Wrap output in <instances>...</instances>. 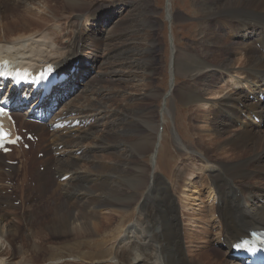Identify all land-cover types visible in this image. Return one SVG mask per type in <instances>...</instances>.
<instances>
[{"label": "bare ground", "instance_id": "bare-ground-1", "mask_svg": "<svg viewBox=\"0 0 264 264\" xmlns=\"http://www.w3.org/2000/svg\"><path fill=\"white\" fill-rule=\"evenodd\" d=\"M148 2L149 0H145L146 5ZM196 2L197 10L201 12V18L204 20L201 24L199 42L196 47L189 44L184 46L176 44L178 47L173 54L172 71L174 74L181 73L186 80L184 79L182 90L178 91L177 85L171 88L170 98H177L183 103H199L195 105L196 108L191 106L192 119L201 117L197 113L198 107L210 105L203 110L206 115V125L203 127L210 129L212 134L207 139L210 141L209 145L206 140L202 142L204 136L200 133L198 136L201 138L203 136V138L194 140L192 144V149H196L195 151L201 154L198 160L206 165H202L203 167H207L208 192L214 197L211 214L215 215L214 220L217 221L215 223H218V228H216L218 232H215L217 235H213L210 242H217L222 246L220 249L224 248L228 251L227 256L222 259V264H242L230 256L232 244L241 236L247 235L250 229L264 228V187L253 181L258 177L260 183H264V129L262 130L261 127L264 120V103L259 99L260 92L264 88V0H196ZM133 3L135 0L132 1ZM129 7L131 11L117 22L119 23L117 26L112 27L111 25V28H107L105 32L99 30V33L97 32L99 35H96V31L88 33V37L93 40L92 48L83 43L85 36L83 34L77 32L74 39L64 42L61 37L64 29L55 31L54 41L60 46H65L66 49L62 51L54 49L55 58L45 56L41 60L55 62L59 70H65L71 66L73 60L91 58L96 63L95 61L100 56V62L103 63V74L112 75L118 73L116 63H110L113 57H110L111 54L126 55L124 61L119 65L128 67H132L134 64L139 65L140 62L132 60V53L138 50L140 41L131 42L125 35V28L129 22H132L136 4L135 6L129 4ZM168 8L171 9L170 6ZM102 10L91 15L93 23H99V19L102 18L109 19L113 14V10L110 15L102 13ZM171 16L178 18L180 15L173 13ZM145 20L148 21L147 17ZM102 38H105V41H102ZM35 43L37 42H30L28 45L22 43L16 48L17 51L9 50L8 47V49L0 47V55L16 58L21 55L24 60L29 59L34 62L36 56L44 57L43 53L47 52V48L44 49L43 45L47 43ZM51 45L49 44V47ZM97 45L101 47V50H104L103 54L98 51L100 49L96 47ZM147 46L149 50L153 47L156 49L154 41ZM234 59L236 60L233 62ZM25 62L30 66L35 65L26 60ZM148 62L153 61L149 59ZM235 65L238 67H234ZM122 76L117 78H124ZM174 80L176 82L175 77ZM222 80L230 82L231 88L222 85V88L216 90V83ZM103 81L92 76V80L88 81V86L86 85L87 89L83 87L86 91L82 89L81 93L74 95L73 101L65 106L66 114L76 113L75 117L85 120L95 118V123L98 119L110 126L103 135H98L97 139L99 140L96 139L94 145H105L106 141L110 139L113 140L112 144L119 143L125 139L124 135H120V133L126 129L137 128L138 134L136 135L138 137L150 131L149 127L153 121L130 119L132 118L130 114H140L143 109L117 104L115 108H112V103L108 104L113 97L107 95L109 90L102 87ZM75 83L76 77L71 75L69 78L70 87ZM246 84L249 85L250 90L242 88V85ZM210 89L216 92L211 91L212 93L219 94V96L223 91L226 93H223L219 100L209 103L210 100L205 99L203 94ZM88 91L93 96L86 95ZM109 96L111 97L107 98ZM84 98H86V104H77L78 100ZM98 112L102 114L100 115ZM97 115L100 117H96ZM255 116L260 118L259 123L254 119ZM118 121L119 134L117 135L115 126ZM35 124L38 126L34 123L32 126H45ZM146 125L148 128L145 127ZM239 126L248 129L244 130ZM40 134L43 138L45 151L48 152L46 147L51 150H59L60 146L64 151H68L65 157L50 155L49 159L40 160L46 165L47 170L41 172L39 169L34 172L35 187L27 184L29 168L24 159L21 167L17 168L18 166L8 165L4 156L0 154V237L9 244V248L0 247V264H39L42 257H46L50 261L55 260L60 255L57 251L59 248L47 256L38 254L42 250V244H37L38 239H48L52 236L56 238L58 236L63 242L77 237L92 239L91 247L86 246L87 250L78 253L80 258L90 260L89 264H201L194 257L187 256L182 238L178 202L175 195L171 193L168 182L152 169L154 179L149 182L150 187L148 183L147 187L141 184L137 185L138 182L130 184L131 179L122 173L131 170L130 166L134 165V161H137L136 154L154 149L153 157H156L159 148L154 140L149 141L150 143H147L148 141L136 142L137 144L130 142L127 146L134 150L135 154H113L110 163H106L105 160L96 156L95 165L83 170L80 161L89 158L91 152L84 151L80 147V143L82 140L85 141L87 138L95 136L96 131L92 127L83 128L75 137H72L69 132L64 133V131H53L47 134L44 130H40ZM178 144L183 146L181 141ZM212 147H215L214 152ZM76 150L78 153V150L83 151L77 155L73 152ZM191 156L193 158L194 155ZM51 165L55 166V172H49ZM6 167H9L11 171H4ZM111 168L113 175L106 172ZM204 172L202 171V173ZM52 174L59 175L58 177L67 174L70 176L67 181L62 182L63 186L59 188L61 189L60 197L56 205L54 201L44 206V209L50 212L45 215L49 216L46 219L36 218L35 227L24 216L17 217L19 221L16 218H11L10 208L13 206V195L4 192V190L10 187L14 193H18L20 183H24L27 186L25 190L31 194H44L45 196L47 195L46 188L51 186L50 175ZM178 174L181 175L177 179L180 182L184 177L181 171ZM93 175L100 177L99 183L87 184V180L91 179ZM6 179L11 180V186L4 183ZM149 179L150 177L148 181ZM84 181L87 183L85 184ZM44 196L42 195L41 200L44 199ZM138 196H143L144 199L137 205L138 215L134 217L133 222L128 226L126 224L113 225L115 214L120 212L119 209L132 205L133 201L130 199ZM21 200H26L25 195H22ZM102 208L110 209V211L108 215L100 218ZM27 213L25 209L24 215ZM206 220L208 219L206 218ZM23 226L27 227L25 234L22 231ZM99 234V238H93ZM117 241L119 242L116 245ZM77 246L78 244H76ZM215 255V262L221 263L219 255ZM5 256L8 258L4 259ZM16 257H20V259L16 260Z\"/></svg>", "mask_w": 264, "mask_h": 264}, {"label": "rangeland", "instance_id": "rangeland-1", "mask_svg": "<svg viewBox=\"0 0 264 264\" xmlns=\"http://www.w3.org/2000/svg\"><path fill=\"white\" fill-rule=\"evenodd\" d=\"M132 1L133 0H0V47L3 49L9 48V50L17 51L18 49L16 48L22 43H25L26 45H28V43L30 42L35 41L37 43H47L46 45L43 44L44 49L47 48V52L43 53L44 57H42V55L38 57L36 56V60L34 62L36 63L38 61H42L41 59L45 58V56L55 58L56 54H53V52L55 51L54 49H59L58 51H62L66 48L65 46L58 45L54 41V33L55 31H61L62 29H64L63 33L61 34L64 42L68 41V39H74L75 34L78 32L80 34H83V36L85 35L83 37V43L88 46L90 45L92 48L93 40L88 37V33L96 31V35H99V30H101V32H105L107 28H111V25L112 27L117 26L119 24L117 22H119L122 17L126 16L127 13L131 11L129 4L133 6H135L136 4L137 9L134 7L135 9L133 11L134 20L132 18V22L128 23V25H130H127L128 27L126 26L125 35L131 42L140 41L138 50H135L132 53V60L134 62H140L139 65L134 64L132 67L119 65V63H122L124 61L126 55L116 56L115 54H111L110 57H113L111 58L110 63H116L118 74H103V63L100 62L101 59L100 56H98L99 59L95 61L96 67L94 68L93 66L94 69H92L91 76H96L97 78L102 79V81L104 80L102 82V87L104 89L108 88L109 92L107 93V95L109 94L113 97L111 99V102L108 103H112V108H115V105L117 104L127 107H138L141 110L143 109L140 114H130V117L132 116V118H129L134 121H138V119L143 121L151 120L150 122L153 121L151 127H149L150 131L146 132L147 134L143 133L144 135H139L138 137L136 135L138 134L137 128L130 130L126 129L125 131L120 133V135H124L125 139H122V141H119V143L115 142V144L113 143V145V140L110 139L106 141L105 145H94L95 141L99 140L97 139L98 135H103L105 131L110 128V126L106 125V123H103V121L100 122V120L97 119V123L93 122V124L91 123L88 126L92 127L96 131L95 136L93 135V137H89L85 141L82 140V142H84H81L82 144L80 143V147L84 151L91 152V156L89 158H84L80 161V166H82L83 170H85L84 168L93 167L96 162L95 159H97L96 156H98V158H102V160H105L106 163H110L112 162L113 154L115 155L117 153H124L126 155H134L135 151L127 146L130 144V142H135L134 144H137L140 142L144 143L148 141L147 143H150L154 140L155 143H157V147L159 148V151L157 152L158 154L156 153V157H153L154 149H152V151L148 150L147 152L136 154L137 161H134V165L130 166L131 170L124 171L122 173L127 175L128 179H131L130 184L138 182L137 185L141 184L142 186L147 187L146 184L148 183L149 186V182L153 181L152 179H154V175L152 174L151 169L155 172L157 171V173L160 174V176L168 182L171 193L175 195L178 202V214L182 226V238L184 241L186 253L188 254L187 256L189 258L194 257L195 259L200 261L201 264H222V259L223 257L225 258L227 256L228 251L224 248L220 249L222 246L217 242H210L211 237L216 234V231L218 232V229H216L218 228V223H215L217 222L216 220H214L215 215L213 213L211 214L214 197L208 192L209 190L206 177L207 167H203L202 165H206L198 160V158L201 157L200 152L195 151L196 149H192L194 140L201 138L200 136H198L200 134L204 136V141L202 140V142H205L206 140L207 145H209L208 143L210 141H207V139H209L210 137L211 130L207 127H203V125H206V115L203 113V110L210 105H202V107H198L197 113L201 117L198 119H192L191 106L193 108H196L195 105H198L199 103H183L177 98H170L171 88L177 85L178 91L179 89L182 90V88L184 87L183 82L186 80V78H184L181 73L174 74L172 71L173 66L171 65L175 49L178 47L177 45L184 46L186 44L196 47L200 38L201 24L204 20L203 18H201V12L197 10L198 7L196 0H149L147 5L145 4V0H135V3L133 4ZM169 6L171 7V9L168 8ZM101 9H103L102 13L108 15H110L111 10H113L112 16L109 19H99V23H93L91 15L95 12L100 11ZM171 13H176L180 16L178 18H175L171 16ZM135 14H137V16H134ZM145 17H147L148 21L145 20ZM30 24L31 26H29ZM102 41H105V38H102ZM152 41H154V43L156 44V49L153 47V49L149 50L147 44H150V42ZM49 44L52 45L49 47ZM96 47H99L98 49L101 50L100 46L97 45ZM100 50L98 51L103 54L104 50ZM26 57L31 58L28 55H26ZM104 57L107 58L106 56ZM89 59L91 58L73 60L71 61L70 65L72 66L75 62L78 61H81V63H83L84 61ZM107 59L110 60L109 58ZM149 59H151V61L153 62H148ZM25 60L31 62L29 59ZM235 60L236 59H234L233 62ZM34 62L31 63L35 64ZM92 62L94 61L92 60ZM70 67L68 69H70ZM234 67H238V65H235ZM121 75H123L124 78H117ZM79 76V74L75 73L76 82H78ZM174 77L176 79V82L174 80ZM90 80H92V77ZM86 85H83V87L85 88ZM222 85H226L228 88H231L230 82L222 80L216 83L215 89L218 90L222 88ZM83 87L82 89L86 91L87 87L86 89H84ZM242 88L244 90H250L248 84L242 85ZM81 90H79L78 93H81ZM212 90H214V88H212ZM212 90H206L203 94V97L205 99L210 100L209 103L219 100L221 95L223 93H226V91H223L219 96V94H214L216 92ZM211 91L214 93H212ZM116 92H118V94H115ZM78 93H76V95ZM90 94L91 93L89 91L86 92V95H89L90 97L93 96L92 94ZM111 96L107 98H110ZM85 100L86 98L78 100L77 104H86ZM71 101H73V99ZM98 113H100V115L102 114L101 112ZM96 117L99 118L100 116L97 115ZM262 122H264V120ZM116 123L117 125L115 126V130L117 131L116 134L118 135L119 121ZM30 125L31 128L38 131L39 135L40 130H44L47 134H50L49 129L46 126L36 127L38 125H36L35 123V127L32 126V124ZM145 127L148 128L147 125ZM239 127L244 130L248 129H245L242 126ZM261 127L263 130L264 125L261 124ZM83 128H76L74 130L69 129L68 132L70 133V131L72 130L71 136L75 137L82 131ZM92 138L94 139L91 140ZM179 141L182 142L183 146H180V144H178ZM41 146L45 147L43 143ZM46 148L48 149V152L46 151V155L41 158H39V156L37 155L39 152L43 153L42 149L38 148L34 150L32 148L26 151V153H28L26 155V165H28L30 172V177L29 180H27V184L31 187H35L36 185V181L34 180V172L38 171L39 169V171L41 172L47 170L46 165L40 161L41 159H49L50 155L59 156L60 154L66 153L68 151H64L62 148H60L59 150H51L48 147ZM212 149L214 152L215 147H212ZM19 151L20 150H15L11 155L8 156V159H19ZM78 151L79 153L77 152V150L73 152L77 155H80L81 150ZM29 153H32V155H30ZM187 154L189 155V157ZM191 155H194L193 158ZM21 165L22 163L16 166H18L17 168H20ZM185 166L187 167V170ZM43 167L46 168L43 170ZM4 171L9 172L11 171V169H5ZM55 171V166L51 165L49 172ZM180 171L184 178L182 181L178 182L177 179L181 176L180 174H178ZM202 171L205 172L202 173ZM106 172L113 175L112 168L107 170ZM58 176L59 175H50L51 186L49 188H46L47 195L45 196L44 194H31L28 190H25L27 186L24 183H20L18 193H14L10 187L4 190V192L11 193L13 195L14 201L12 204L13 206L11 207L12 209L10 208V217L16 218L19 221V218L17 217L24 216L25 219L31 225H33V227H35L36 225V218L43 217V219H46L49 215L46 216L45 214H49L50 212L44 209V206L48 203L51 204L54 201L56 205L60 197L61 189L59 188L63 186L62 182L68 180H62L61 177ZM92 177L91 179L87 180L88 183L87 181H84V183L92 185L99 183L98 180H100V177L96 175H93ZM149 177L150 179L148 181ZM10 181L11 180L6 179L4 183L11 186L12 182L10 183ZM90 181L92 182L90 183ZM253 181H255L256 184L261 185V187H264V183H260L258 177L254 178ZM56 189H58V192H56ZM21 193L22 195H25V201L21 200ZM42 195L44 196L43 200H41ZM143 199V196H138L134 199H130L133 201L132 205L124 206L119 209L120 212L118 214H115L113 225H130L133 222L134 217L138 215L137 205H139L140 202L143 201ZM25 209L28 212L27 215H24ZM109 211L110 209L108 210L102 208L100 218L108 215ZM206 218L208 220H206ZM26 230L27 227L23 226L22 231L24 234ZM212 230L215 231L213 232ZM99 237L100 234L99 236H93V238ZM51 238L38 239L37 244H42V250L38 253L39 256H47L50 252H53L58 248L59 249L57 251H59L60 255L58 258H55V260L51 259L53 261L47 260L46 257H42L39 264L90 263V260L80 258L78 256V253H80L79 251L87 250V247H91L90 244L93 241L92 239L77 237L67 242H63L61 238H58V236L57 238L55 236H52ZM74 241L76 244H78L77 247ZM190 241L192 242V244H189L191 243ZM118 242L119 241L116 242V245L118 244ZM208 244H211V246H208ZM190 245H193L194 247ZM0 247L4 249L9 248L8 242L3 241L1 237ZM194 249H196V251H194ZM215 254L219 255V257L221 258V263L215 262ZM7 258V256L4 257V259ZM19 259L20 257H16V260ZM113 262L115 263L114 260Z\"/></svg>", "mask_w": 264, "mask_h": 264}, {"label": "snow or ice", "instance_id": "snow-or-ice-1", "mask_svg": "<svg viewBox=\"0 0 264 264\" xmlns=\"http://www.w3.org/2000/svg\"><path fill=\"white\" fill-rule=\"evenodd\" d=\"M9 75H11L10 73H8V72H0V76H9ZM17 75H20L19 73H17ZM25 76L27 75L26 73L24 74ZM3 109H0V114H2L3 113ZM6 138V136H4V135H2V134H0V144H2L3 143V140ZM10 143H14V141H9ZM237 247H247V244H244V245H236Z\"/></svg>", "mask_w": 264, "mask_h": 264}]
</instances>
